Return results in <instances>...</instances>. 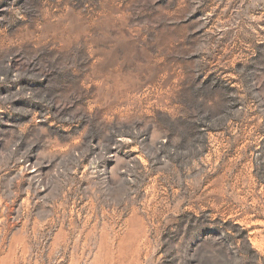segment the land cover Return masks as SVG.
I'll return each mask as SVG.
<instances>
[{"label": "rangeland", "instance_id": "374dc122", "mask_svg": "<svg viewBox=\"0 0 264 264\" xmlns=\"http://www.w3.org/2000/svg\"><path fill=\"white\" fill-rule=\"evenodd\" d=\"M0 264H264V0H0Z\"/></svg>", "mask_w": 264, "mask_h": 264}]
</instances>
